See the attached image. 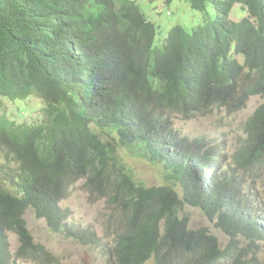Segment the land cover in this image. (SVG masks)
<instances>
[{
  "label": "trees",
  "instance_id": "1",
  "mask_svg": "<svg viewBox=\"0 0 264 264\" xmlns=\"http://www.w3.org/2000/svg\"><path fill=\"white\" fill-rule=\"evenodd\" d=\"M143 1L163 2L171 27L151 20L137 0H0V103L40 101L36 117L22 122L0 113V264H13L9 233L18 238L16 259L56 264L34 243L25 214L31 206L56 230L66 215L59 203L81 179L112 206L109 223L129 228L125 264H134L131 242L137 258L149 250L156 264L221 262L210 256L206 234L200 253L185 235L159 240L163 217L167 226L184 223L178 184L185 202L202 204L196 177L211 158V150L199 156L198 145L191 149L171 116L236 112L253 95L263 99L245 122L231 177L211 188H226L240 206L238 169L264 143V0ZM235 5L239 21L229 18ZM173 14L184 17L172 22ZM122 152L158 171L159 184L139 179ZM68 229L97 243L88 229ZM257 230L264 234V224ZM196 238L191 233L194 245Z\"/></svg>",
  "mask_w": 264,
  "mask_h": 264
},
{
  "label": "clouds",
  "instance_id": "2",
  "mask_svg": "<svg viewBox=\"0 0 264 264\" xmlns=\"http://www.w3.org/2000/svg\"><path fill=\"white\" fill-rule=\"evenodd\" d=\"M173 117L174 116H171V118ZM245 122L243 128L245 136L241 137L239 143L235 144V150L239 146L241 140H245L247 138ZM185 137L189 141V138L187 136ZM200 141L201 140L195 141L193 145V142L191 141V149L198 145L199 156L206 153L207 150H211V158L209 163L205 165L200 175L196 177L203 187V192L196 201L201 200L202 204L192 205L185 202L184 188L178 184L176 186V194L179 196L178 198L181 201H184V204L178 208L179 211L177 215L178 219L183 220L184 223L178 222L173 226H167V217H163L159 221V240L166 239L167 241L172 242L177 239L179 235H185L187 239V245L190 248L196 250L197 253H200L202 251L200 243L202 242L204 234H206L212 237L211 240H208L212 250L210 256L212 258L214 257L219 259L221 262L218 264H264V260H262L259 256L261 253L260 250L264 246V234H262V230H257L260 227L262 228L264 224V191L260 190V187H257V185L260 183V175L264 173V143H261L260 145L262 152L257 155L256 158L253 157L251 159L255 161L245 167H240V169H238L237 174L240 175L241 182L244 187L241 191L236 190L237 198L240 200V206H236L231 202L230 193L226 188L217 191L211 189L215 188L220 183L226 182L227 178L231 177L230 170L232 169V154L235 152V150L229 155V157H227L225 150L221 152L219 149L214 147L210 148L205 146V141ZM94 199L99 200L95 197ZM60 203L59 205L61 206ZM243 204H245L246 207H243ZM186 207L193 208V211L198 209L201 214L206 217L207 222L212 225L214 232H211L208 227H191L189 215L182 213V210H185ZM30 208L32 207L30 206ZM61 208L66 210V215L63 217L61 226L56 230H52L48 226L47 221L43 216L39 217L44 218L47 226L55 233H61L62 236H65L76 243L82 244L83 247L87 248V251L89 250L92 252L94 263L92 262L91 264L126 263L128 259V247L124 244L123 239L126 236L130 239L131 234L126 223L110 224L108 217L106 220V222L108 221V224L104 229V232L98 234L97 230L90 224L79 222L75 219L69 220V210L67 207L61 206ZM111 211L112 210H110V213ZM222 219L227 221L226 224L222 222ZM168 221L173 223L174 220L171 218ZM179 223H182V226H177ZM69 227H81L83 230L88 229L91 234H95L97 243H87L81 241L76 236L72 235L68 229ZM250 227L254 229L250 230ZM171 232H176V236H170ZM194 232L199 235V238H196L199 240L197 245H194L195 242L191 239V233ZM130 248L132 252V261L134 264H156L157 258L154 252H150L148 250L141 258H137L135 256L136 248H132V242ZM55 261L57 262L56 259Z\"/></svg>",
  "mask_w": 264,
  "mask_h": 264
},
{
  "label": "rangeland",
  "instance_id": "3",
  "mask_svg": "<svg viewBox=\"0 0 264 264\" xmlns=\"http://www.w3.org/2000/svg\"><path fill=\"white\" fill-rule=\"evenodd\" d=\"M142 5L145 12L148 13L149 18L158 23L162 22L168 28L173 23L169 21L167 16L168 9H162L163 2L146 3L143 0H137ZM174 6L171 7L173 9ZM162 10V11H161ZM162 14H161V13ZM235 12V13H234ZM238 12V5L233 7L229 18L233 21H239L241 14ZM167 14V16L165 15ZM184 16H177L173 14L171 17L172 22ZM244 17V15H243ZM187 20V17L186 19ZM189 23V19L187 24ZM40 101L37 98H32L28 102H14L9 100H2L0 103V113L7 114L9 118L22 122L25 118H35L36 110L40 106ZM262 102L260 96H253L249 98L247 105L240 111L232 112L227 108L221 107L215 109L211 114L205 116H197L188 120L184 119L183 115H173V127L179 129L180 133L187 136L192 145L195 141L206 142L205 146L210 148L214 147L219 151L226 152L227 157L235 150V144L239 143L241 137H244L243 132L244 122L256 107ZM26 106L27 111L25 117L16 116L19 108ZM204 146V147H205ZM221 147V148H220ZM124 161L128 166L132 167L135 175L139 179H143L146 185H158L159 173L146 162L143 163L128 154L122 152ZM229 161V159H228ZM260 183L257 187L264 191V173L260 175ZM62 207H67L70 216L69 220L75 219L79 222L90 224L95 228L98 234L103 233L106 228L110 210L112 206L107 205L106 199L95 200L89 189L85 185L84 180H79L71 185L68 196L61 201ZM193 208L186 207L182 210L183 214H188L190 217L191 227H208L211 232H214L212 225L207 222L206 217L201 214L198 209L193 211ZM27 226L33 241L36 244L44 246L52 256L57 260L56 264H91L94 263L93 253L82 244L62 236L61 233H55L46 224L44 218L39 217L33 208L28 209L25 214ZM10 262L13 264H41L39 261L31 259H16L14 253L19 246L18 238L16 235L8 234ZM260 258L264 260V246L260 250ZM55 264V263H50Z\"/></svg>",
  "mask_w": 264,
  "mask_h": 264
}]
</instances>
